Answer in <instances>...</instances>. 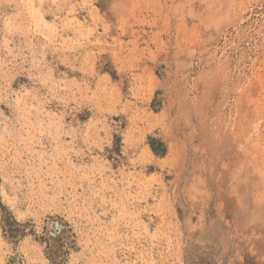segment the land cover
Returning <instances> with one entry per match:
<instances>
[{
    "label": "rangeland",
    "instance_id": "374dc122",
    "mask_svg": "<svg viewBox=\"0 0 264 264\" xmlns=\"http://www.w3.org/2000/svg\"><path fill=\"white\" fill-rule=\"evenodd\" d=\"M0 264H264V0H0Z\"/></svg>",
    "mask_w": 264,
    "mask_h": 264
}]
</instances>
